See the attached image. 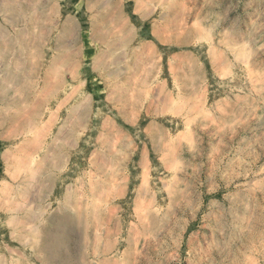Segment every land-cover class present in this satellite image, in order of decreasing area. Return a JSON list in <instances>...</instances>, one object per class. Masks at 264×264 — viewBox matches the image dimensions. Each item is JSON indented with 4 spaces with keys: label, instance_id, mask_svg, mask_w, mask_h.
Wrapping results in <instances>:
<instances>
[{
    "label": "rangeland",
    "instance_id": "obj_1",
    "mask_svg": "<svg viewBox=\"0 0 264 264\" xmlns=\"http://www.w3.org/2000/svg\"><path fill=\"white\" fill-rule=\"evenodd\" d=\"M0 264H264V0H0Z\"/></svg>",
    "mask_w": 264,
    "mask_h": 264
}]
</instances>
